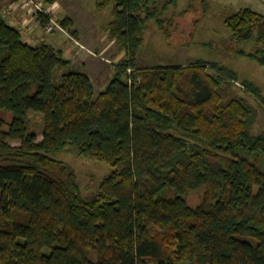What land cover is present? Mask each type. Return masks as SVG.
<instances>
[{"label":"trees","instance_id":"obj_1","mask_svg":"<svg viewBox=\"0 0 264 264\" xmlns=\"http://www.w3.org/2000/svg\"><path fill=\"white\" fill-rule=\"evenodd\" d=\"M178 2L97 0L125 50L101 93L0 10V264H264L262 90L242 81L259 109L218 62L139 67L146 25L169 34L162 15ZM224 23L237 55L264 67V16L245 7ZM31 112L44 117L40 142ZM69 148L112 168L94 193L55 158Z\"/></svg>","mask_w":264,"mask_h":264},{"label":"rangeland","instance_id":"obj_2","mask_svg":"<svg viewBox=\"0 0 264 264\" xmlns=\"http://www.w3.org/2000/svg\"><path fill=\"white\" fill-rule=\"evenodd\" d=\"M16 1L0 0V9L6 20L19 24L17 27L21 28L23 23L31 19L29 29H33L35 35L43 38L42 35H45L44 21L34 20L33 14L26 8L19 7L14 10L12 5ZM192 1L179 0L176 7L170 8L162 15L163 19L173 20L172 25L167 24L169 34L162 30L155 21L146 25L143 33L145 44L139 54V67L181 66L195 63L198 60L218 62L238 74L240 81L236 83V94L248 100L254 107L261 109L256 98L242 86V81L248 80L254 83L264 95V67L248 57L237 55V46L230 40L231 33L224 23L229 14L224 16L217 13L205 17V7L196 3L193 11L182 15V12L193 3ZM56 7V16L60 22L64 20L62 16L74 19L83 40L93 50V54L95 50L98 51V48L105 45L108 52L103 54V57L109 61L112 60L113 66L124 59L121 43L110 36L109 25L114 20L112 8L99 10L97 0H58ZM75 37L80 45H76L71 40L70 42L79 48L86 49L79 38L76 35ZM253 47L252 42L242 46L247 52L252 51ZM97 51H95L96 55H98ZM112 69L115 70V67ZM60 76L61 73L58 72L57 82H60ZM102 86L103 84L97 83V89ZM30 121L31 134L35 135L39 142L42 141L45 132L43 115L31 112ZM262 132H264V110L261 109L254 127V134L258 135ZM11 144L20 146L21 142L12 141ZM55 158L68 163L75 170L78 183L85 195L94 193L100 182L112 171L108 164L81 157L72 148L57 154Z\"/></svg>","mask_w":264,"mask_h":264},{"label":"crops","instance_id":"obj_3","mask_svg":"<svg viewBox=\"0 0 264 264\" xmlns=\"http://www.w3.org/2000/svg\"><path fill=\"white\" fill-rule=\"evenodd\" d=\"M205 2L208 4L204 12L205 17L217 13L227 16L228 14L231 15L234 13L233 11L236 12L245 7H250L255 12L264 16V0H205ZM199 3L202 5L201 2ZM62 17L72 21L67 28L79 38L86 49L73 45V43L61 32H56L51 35H42V40L52 45L56 50L62 52L65 58L72 62V69L87 73L92 78L97 93L103 92L115 74V70L112 69V67H115L112 65V60L109 61L103 57V54L108 52L107 46L104 45L98 48V51L95 50L98 52V55L95 54V51L93 54V50H91L83 40L74 19L69 16ZM8 22L14 24L13 21L9 20ZM122 55L125 56V50H123ZM97 83L100 85L103 84V86L97 89Z\"/></svg>","mask_w":264,"mask_h":264},{"label":"built area","instance_id":"obj_4","mask_svg":"<svg viewBox=\"0 0 264 264\" xmlns=\"http://www.w3.org/2000/svg\"><path fill=\"white\" fill-rule=\"evenodd\" d=\"M19 7L28 9L33 14L34 20H36L37 22L45 21L44 22L45 35H51L55 32H61L76 45H80L75 35L70 30H68L67 27H65L62 24V22H60L59 19H57L56 4L49 5L46 3L45 0H17L12 5V8L16 10ZM31 22L32 21L30 19L28 22L23 23L21 28L17 27L19 26V24H11V25L20 30L25 42L32 45H37L39 42L42 41V38L39 35H35L33 29H29V25L31 24Z\"/></svg>","mask_w":264,"mask_h":264}]
</instances>
